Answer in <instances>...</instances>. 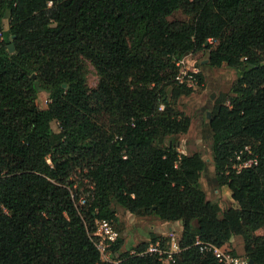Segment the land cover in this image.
Instances as JSON below:
<instances>
[{
    "label": "trees",
    "instance_id": "16d2710c",
    "mask_svg": "<svg viewBox=\"0 0 264 264\" xmlns=\"http://www.w3.org/2000/svg\"><path fill=\"white\" fill-rule=\"evenodd\" d=\"M176 10L190 20H170ZM197 50L237 71L208 120L218 186L236 204L225 209L201 186L203 156L164 143L188 129L176 104L194 87L176 79L177 61ZM84 58L100 73L91 90ZM244 146L258 161L236 171ZM113 202L181 221L169 264H223L199 251L197 236L264 263L255 233L264 228V0H0V264H163L129 252L101 259L95 221L117 220ZM236 235L243 254L226 245Z\"/></svg>",
    "mask_w": 264,
    "mask_h": 264
},
{
    "label": "rangeland",
    "instance_id": "374dc122",
    "mask_svg": "<svg viewBox=\"0 0 264 264\" xmlns=\"http://www.w3.org/2000/svg\"><path fill=\"white\" fill-rule=\"evenodd\" d=\"M168 18L170 20H190V17L181 10H176ZM8 27L9 18L6 17L3 20V28L7 29ZM181 59L184 61L177 64L179 73L193 69L201 74L202 82L199 84L196 82L193 92L182 95L177 100L176 108L189 117L187 131L166 136L164 143L175 147L178 153L190 154L198 151L203 156L206 166L200 176L201 186L211 200L222 203V207L225 209L227 207L226 200H221L222 194L212 161V135L208 120L216 99L223 93H231L232 85L237 78V71L226 63H222L220 66L210 65L207 50L189 52L184 54ZM82 67L88 89L96 88L100 80L99 71L87 58L83 59ZM169 90L170 88L167 87V91ZM47 102L48 92L41 89L37 95L36 103L39 107L45 108ZM105 119L108 123V116ZM112 119L117 120L116 117H110V120ZM51 126L53 130H58L56 121H52ZM111 207L117 217V220H113L112 223L122 240L119 250L110 255L114 260L120 259L121 254L125 252L136 250V246L142 243L152 242L153 236H157V239L158 237L171 236L179 239L182 230L181 221L162 220L154 214H134L116 202H113ZM105 258H108V253L105 254Z\"/></svg>",
    "mask_w": 264,
    "mask_h": 264
},
{
    "label": "built area",
    "instance_id": "2783aa9c",
    "mask_svg": "<svg viewBox=\"0 0 264 264\" xmlns=\"http://www.w3.org/2000/svg\"><path fill=\"white\" fill-rule=\"evenodd\" d=\"M183 59L177 61V64L183 63ZM191 73L188 71H183L176 75V79L179 82H183L185 76L187 77L186 82L189 86H195L196 80L192 76V73H196L197 71L191 70ZM162 108V105L160 106ZM129 124L134 126V121L131 119ZM250 153L249 146H244L241 149H237L234 151L232 156V167L239 171L242 168L250 167L257 163V157H246L247 154ZM80 203L84 201V199L80 198ZM96 228L93 231V235H96L99 239L95 241V245L100 252V257L102 260L113 261L118 263L120 260H114L111 258L112 253V245L119 238V233L114 227L112 220L107 218L96 219ZM197 245L199 251L202 254H211L213 255L219 262L223 264H250L249 259L242 255L233 254L230 249L225 247L217 246L209 241H205L200 239L198 236L194 242ZM181 250L179 245V241L175 236L169 237L165 244H162L160 239H157L154 242L148 243L141 250H131L130 254L136 255H155L159 261L163 264H169L174 261L176 254ZM108 253V258H105V254ZM264 264V263H261Z\"/></svg>",
    "mask_w": 264,
    "mask_h": 264
},
{
    "label": "crops",
    "instance_id": "0c3cea01",
    "mask_svg": "<svg viewBox=\"0 0 264 264\" xmlns=\"http://www.w3.org/2000/svg\"><path fill=\"white\" fill-rule=\"evenodd\" d=\"M216 192H217V190H216ZM220 193L222 194V199L221 200H224V199L226 200L227 207L236 205L234 200L231 198V191L229 190L227 185H221L220 186ZM206 196H207L208 199H210L208 197V195H206ZM218 203L222 207V203H220V202H218ZM255 233L256 234H260V235H264V228L257 229L255 231ZM226 245L229 246L230 248L234 249L237 253H242L243 254V240H242V238L240 236H237V235L233 236Z\"/></svg>",
    "mask_w": 264,
    "mask_h": 264
},
{
    "label": "water",
    "instance_id": "95a60500",
    "mask_svg": "<svg viewBox=\"0 0 264 264\" xmlns=\"http://www.w3.org/2000/svg\"><path fill=\"white\" fill-rule=\"evenodd\" d=\"M8 48H9L10 51H12V50H13V45L10 43V44L8 45ZM207 116H209V113H207ZM249 262H250V264H254L253 261L250 260V259H249Z\"/></svg>",
    "mask_w": 264,
    "mask_h": 264
},
{
    "label": "bare ground",
    "instance_id": "6f19581e",
    "mask_svg": "<svg viewBox=\"0 0 264 264\" xmlns=\"http://www.w3.org/2000/svg\"><path fill=\"white\" fill-rule=\"evenodd\" d=\"M193 70V69H192Z\"/></svg>",
    "mask_w": 264,
    "mask_h": 264
}]
</instances>
